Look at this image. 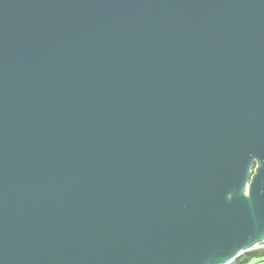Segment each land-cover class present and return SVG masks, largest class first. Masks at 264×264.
<instances>
[{
    "label": "water",
    "instance_id": "95a60500",
    "mask_svg": "<svg viewBox=\"0 0 264 264\" xmlns=\"http://www.w3.org/2000/svg\"><path fill=\"white\" fill-rule=\"evenodd\" d=\"M262 241L264 0H0V264Z\"/></svg>",
    "mask_w": 264,
    "mask_h": 264
},
{
    "label": "trees",
    "instance_id": "16d2710c",
    "mask_svg": "<svg viewBox=\"0 0 264 264\" xmlns=\"http://www.w3.org/2000/svg\"><path fill=\"white\" fill-rule=\"evenodd\" d=\"M254 260H259L264 263V249L246 252L230 264H250Z\"/></svg>",
    "mask_w": 264,
    "mask_h": 264
},
{
    "label": "built area",
    "instance_id": "2783aa9c",
    "mask_svg": "<svg viewBox=\"0 0 264 264\" xmlns=\"http://www.w3.org/2000/svg\"><path fill=\"white\" fill-rule=\"evenodd\" d=\"M262 249H264V241L254 246L251 250H262Z\"/></svg>",
    "mask_w": 264,
    "mask_h": 264
},
{
    "label": "rangeland",
    "instance_id": "374dc122",
    "mask_svg": "<svg viewBox=\"0 0 264 264\" xmlns=\"http://www.w3.org/2000/svg\"><path fill=\"white\" fill-rule=\"evenodd\" d=\"M250 264H264V263L259 260H254Z\"/></svg>",
    "mask_w": 264,
    "mask_h": 264
},
{
    "label": "bare ground",
    "instance_id": "6f19581e",
    "mask_svg": "<svg viewBox=\"0 0 264 264\" xmlns=\"http://www.w3.org/2000/svg\"><path fill=\"white\" fill-rule=\"evenodd\" d=\"M263 242V241H262ZM261 243V242H260ZM259 244V243H258ZM256 246V245H255Z\"/></svg>",
    "mask_w": 264,
    "mask_h": 264
}]
</instances>
